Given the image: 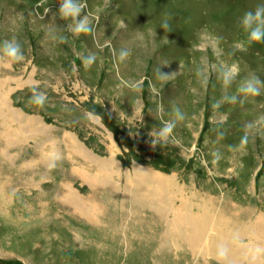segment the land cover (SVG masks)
<instances>
[{
  "label": "rangeland",
  "instance_id": "rangeland-1",
  "mask_svg": "<svg viewBox=\"0 0 264 264\" xmlns=\"http://www.w3.org/2000/svg\"><path fill=\"white\" fill-rule=\"evenodd\" d=\"M86 2L93 32L76 37L59 0H0V41L24 52L0 62V264H251L249 250L264 247V89L212 103L250 74L264 80V43L239 26L264 0ZM231 63L239 75L224 88L218 72ZM157 67L177 75L161 82ZM33 86L43 107L29 103ZM174 104L186 119L153 147ZM249 123L246 147L230 150Z\"/></svg>",
  "mask_w": 264,
  "mask_h": 264
},
{
  "label": "clouds",
  "instance_id": "clouds-1",
  "mask_svg": "<svg viewBox=\"0 0 264 264\" xmlns=\"http://www.w3.org/2000/svg\"><path fill=\"white\" fill-rule=\"evenodd\" d=\"M43 3V0H41ZM40 5H37L39 7ZM87 8L86 0H59L58 14L60 19L70 21L67 24V31L73 36L79 37L81 35H88L93 32L92 20L90 19L91 13H85ZM46 11H51L47 9ZM239 26L245 33L247 42L264 43V3L257 4L252 10L246 11L239 21ZM161 27L164 30L169 29L168 19L162 21ZM64 38H62L63 40ZM130 55L127 49H121L119 52V60L124 61ZM24 60V52L19 41L12 37L0 41V62L5 64L19 63ZM96 61L95 53L82 57V62L85 69L90 68ZM167 64H165L166 66ZM239 66L236 63L222 64L218 72V79L221 81L224 88H228L236 77L239 75ZM157 80L167 82L173 79L177 72L166 73L161 70V67L155 69ZM142 82H132L129 87L132 90H139ZM38 86H33L32 96L29 98V103L43 107L47 101V95L44 92L37 91ZM264 89V80L259 76L250 74L242 79L237 87L236 93L231 96H224L221 100H215L212 103L213 111L215 112L220 108L221 104L236 103L237 96H259ZM172 119L162 121V126L158 130H152L149 136L152 137V145L155 147L158 143H167L169 138L172 137L177 123L186 119V114L177 105H173L171 109ZM86 117L93 122H100L103 117L97 113H87ZM257 121H264V115L257 118ZM253 127V123L244 126V134L241 136L237 145H230L232 151H242L249 142V131ZM215 160L220 158L219 152H214ZM59 159L57 153L50 154V168L56 166V160ZM251 256V264H257L261 257H264V247L256 246L249 250ZM216 256L218 261H225L229 256V248L224 244H219L216 249Z\"/></svg>",
  "mask_w": 264,
  "mask_h": 264
},
{
  "label": "bare ground",
  "instance_id": "bare-ground-1",
  "mask_svg": "<svg viewBox=\"0 0 264 264\" xmlns=\"http://www.w3.org/2000/svg\"><path fill=\"white\" fill-rule=\"evenodd\" d=\"M141 174V181L140 182H149V180L150 179H154V178H157V179H159L160 181H162V182H168V180L167 181H165L164 179H161V177H159L158 175H155V174H152V173H148V172H142V173H140ZM157 176V177H156ZM159 180H157V182H159ZM183 219V221L185 222V224H183V225H186L187 224V221H190V224H192V217H182ZM187 219H189V220H187ZM202 219H207V222H208V218H206V217H203ZM201 223H203V222H201ZM206 224H208V223H206ZM192 227V226H191ZM221 229L223 228V226L221 225V227H220ZM192 235V234H191ZM254 234H252V237L254 238V236H253ZM255 239V238H254ZM255 241H256V239H255ZM214 242V241H213ZM216 243V242H215ZM254 244V243H253ZM255 245V244H254ZM216 246V245H215ZM243 248V247H242ZM230 257V256H229Z\"/></svg>",
  "mask_w": 264,
  "mask_h": 264
}]
</instances>
